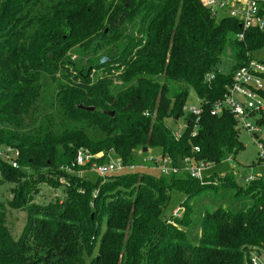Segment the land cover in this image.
Masks as SVG:
<instances>
[{"label": "trees", "instance_id": "obj_1", "mask_svg": "<svg viewBox=\"0 0 264 264\" xmlns=\"http://www.w3.org/2000/svg\"><path fill=\"white\" fill-rule=\"evenodd\" d=\"M263 47L264 29L217 19L201 0H0V148H11L0 157V191L17 181L11 200L0 193V264H252L251 251L263 255L262 177L241 186L234 174H214L204 186L187 172L86 178L63 169L82 148L102 155L92 160L98 165L137 166L152 149L178 168L187 157L214 166L236 159L244 149L237 123L227 112L212 116L211 105ZM229 48L235 63L223 74ZM103 57L109 62L101 64ZM191 90L205 102L199 128L193 137L188 116L176 140L166 122L183 118ZM257 123L264 128V115ZM42 184L61 195L34 203ZM206 189L252 204L234 213L206 210L193 246L167 210L175 192L184 195L183 207ZM119 193L127 201L112 199ZM6 206L27 213L18 241Z\"/></svg>", "mask_w": 264, "mask_h": 264}, {"label": "rangeland", "instance_id": "obj_2", "mask_svg": "<svg viewBox=\"0 0 264 264\" xmlns=\"http://www.w3.org/2000/svg\"><path fill=\"white\" fill-rule=\"evenodd\" d=\"M202 1V0H201ZM223 12H227V8L223 9ZM72 55L73 60H78L79 57L75 53V50H70L68 54ZM252 59L264 63V47L261 48L258 52L254 53L251 56ZM222 63L220 66V71L224 73H228L231 66L235 63V59L233 56L232 51L229 49H226L223 53L222 57ZM190 96L187 100V105H196L197 104V95L196 93L191 90ZM184 120L180 119L177 122H174L172 119H168L166 122V125L172 128V131H178L179 128L183 129ZM257 137L259 138L260 142L264 144V128L260 129V131L257 133ZM239 138L243 145V150L239 152V155L234 159L233 157L227 161H224L220 164H216V166H212L206 173L205 177L209 178L210 176L214 174H220V175H227V174H234L235 178H237L238 183L241 186H245L248 182L250 177H262L264 178V162L258 163L259 160V149L258 145L255 142V139L252 137L251 134L246 132L245 130H241L239 132ZM11 151V148H0V152H3L5 154L6 152ZM86 150V149H81ZM12 152H10L11 155ZM149 154L146 155L147 158H152V156H157L160 153L159 149H152ZM139 157H140V153ZM146 157H140L135 162V165H140L146 159ZM11 158H14V156H11ZM90 165V166H89ZM86 166H78L77 163H73L71 167L63 168L67 174H76L83 177H90V178H96L94 172L91 170V164ZM89 166V169L88 167ZM19 167V166H18ZM125 172L129 173L130 170H125ZM145 172L151 173V174H158L157 170L155 168L147 169ZM130 173H136L130 172ZM22 176V175H20ZM17 179L19 180V177L17 176ZM16 178L10 183V185H5L1 188L0 193L3 194L4 203L6 201L11 200L12 198V191L10 188L15 187L17 181H15ZM22 180V179H21ZM20 180V181H21ZM66 178H61L60 183L66 184L67 186L69 184L66 183ZM207 184H210L207 180H203L201 182V185L206 186ZM217 185V184H215ZM125 192H129L131 189L122 187ZM121 188V189H122ZM33 192L37 193V196L34 198V203L36 204H47L50 201H55L58 199V196L61 195L60 191L56 188H53L51 186H48L46 184H42L41 186H37L36 190ZM33 193V194H34ZM128 194L122 193V195L119 193L117 194V197L112 198L115 201L121 200L122 198L125 199L124 201H127L129 198L127 196ZM234 192L233 191H217L214 192L213 189H206L201 191L200 193H193L191 194V197L189 200L186 201V205L183 207L180 206L179 202L184 198V195L175 192L173 194V199L170 202V206L168 208V213H172V218L170 219V223L173 225L174 229L176 231H179L183 233L184 236H187V243H191L193 246L199 245L201 240V226L205 219V211H216L219 207H223L227 212L234 213V211H238L239 209H247L250 204H252L251 201H248L246 198L238 199L240 201L234 199L233 197ZM105 201V200H104ZM105 203L103 202L102 205ZM3 210L7 216V225H9V228L11 230V235L14 240H19L22 236V233L24 229L26 228L27 224V213L25 211H16L9 209L7 206ZM40 216V215H38ZM105 220L103 221V232L105 231ZM125 233V231H124ZM254 251H251L252 257H258V264H264V254L259 256ZM250 253V255H251ZM187 254V252H186Z\"/></svg>", "mask_w": 264, "mask_h": 264}, {"label": "built area", "instance_id": "obj_3", "mask_svg": "<svg viewBox=\"0 0 264 264\" xmlns=\"http://www.w3.org/2000/svg\"><path fill=\"white\" fill-rule=\"evenodd\" d=\"M264 0H202L204 6L211 12V14L220 19L224 16H229L239 21L240 27L244 31L249 29H264V16L261 13V3ZM227 8V12H223V9ZM238 38L242 41L244 34L238 35ZM206 81L211 83L214 80L213 75H206ZM226 93L223 98L214 101L211 105V115L217 116L227 112L235 119L237 128L239 131L245 130L255 139L259 149V160L264 162V144L260 142L257 137V133L262 129L257 121L264 115V64L256 60H251L245 67L240 68L234 73V77L230 85L226 86ZM205 102L198 97L196 105L188 106L184 105L185 115L183 116L184 127L179 128L178 131H173V135L176 140L180 139L185 129L189 127L187 121L188 116L193 117V129L192 136L195 137L199 128V120L203 113L201 106ZM256 136V137H254ZM10 151V150H9ZM198 152V148L194 149ZM6 152H0V157L7 158ZM102 155H93L88 150H79L76 154V163L78 166H86L91 164V170L105 177L110 174H117L130 170L131 172L139 170H147L155 168L159 170V173L169 176L179 173H189L192 178L199 180L200 182L205 179V175L208 170L214 166L210 163L196 162L195 159L187 157L183 160L181 168L175 167L168 157L161 155L152 156V158H146L142 165L126 166L122 161H113L105 163V165H98L93 163L92 160L101 157ZM16 166V165H15ZM254 177H250L246 180H254ZM252 264H258V257L251 258Z\"/></svg>", "mask_w": 264, "mask_h": 264}, {"label": "water", "instance_id": "obj_4", "mask_svg": "<svg viewBox=\"0 0 264 264\" xmlns=\"http://www.w3.org/2000/svg\"><path fill=\"white\" fill-rule=\"evenodd\" d=\"M122 52H123V50H122ZM107 62H109V59L106 58V57H103L100 60V63L101 64H106ZM86 110L94 111V108L93 107H87ZM105 114L108 115V116L114 117L116 113L113 112V111H105ZM175 119L177 120L178 119V116H176ZM254 137H256V136H254ZM144 152H147V148L144 149Z\"/></svg>", "mask_w": 264, "mask_h": 264}, {"label": "crops", "instance_id": "obj_5", "mask_svg": "<svg viewBox=\"0 0 264 264\" xmlns=\"http://www.w3.org/2000/svg\"><path fill=\"white\" fill-rule=\"evenodd\" d=\"M238 131H239V129H238ZM240 132V131H239Z\"/></svg>", "mask_w": 264, "mask_h": 264}]
</instances>
